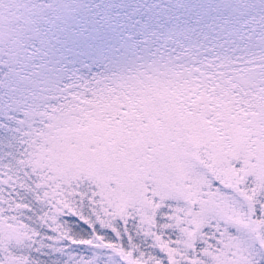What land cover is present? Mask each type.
Returning a JSON list of instances; mask_svg holds the SVG:
<instances>
[{
	"label": "snow or ice",
	"instance_id": "snow-or-ice-1",
	"mask_svg": "<svg viewBox=\"0 0 264 264\" xmlns=\"http://www.w3.org/2000/svg\"><path fill=\"white\" fill-rule=\"evenodd\" d=\"M0 264H264V0H0Z\"/></svg>",
	"mask_w": 264,
	"mask_h": 264
}]
</instances>
